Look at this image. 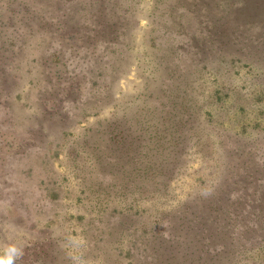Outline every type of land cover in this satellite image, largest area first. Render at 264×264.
Segmentation results:
<instances>
[{
	"label": "rangeland",
	"instance_id": "1",
	"mask_svg": "<svg viewBox=\"0 0 264 264\" xmlns=\"http://www.w3.org/2000/svg\"><path fill=\"white\" fill-rule=\"evenodd\" d=\"M12 1L8 8L0 0V253L14 244L24 251L18 264H43L34 250L42 241L55 264H264V135L245 139L264 126V0H7ZM60 8L66 9L70 27L75 22L79 27L50 21L55 15L67 19ZM113 13L120 30L106 38L98 32L102 25L106 31L103 19ZM133 25L141 46L129 59L123 34ZM209 26L216 33L212 42L223 44L225 49L219 48L228 56L217 55L210 74L200 66L199 84L229 97L212 108L210 121L207 117L212 138L205 144L234 155L241 145L246 154L238 161L242 155L225 158L231 165H222L223 156L206 158L192 149L169 193L142 199L138 213L128 214V201L122 203L128 177L118 168L95 165L101 153L74 162L68 150L82 131L136 93L140 68L161 61L166 69L163 75L156 72L164 83L172 62L194 70L197 58L190 45L202 42ZM93 32L98 33L94 40ZM81 42L89 51H82ZM125 65L127 72L119 70ZM114 71L119 92L116 102L108 103ZM136 108L125 113L134 118ZM223 109L228 114L217 119ZM240 110L254 118L221 130L229 122H222L224 117L238 118ZM44 127L50 137L37 130ZM48 141L59 146L51 157ZM225 175L223 188L219 181ZM98 191L104 195L99 204ZM194 199L198 210L192 217L182 202ZM121 218L132 228L151 220L147 225L153 228L132 233L119 226Z\"/></svg>",
	"mask_w": 264,
	"mask_h": 264
},
{
	"label": "trees",
	"instance_id": "2",
	"mask_svg": "<svg viewBox=\"0 0 264 264\" xmlns=\"http://www.w3.org/2000/svg\"><path fill=\"white\" fill-rule=\"evenodd\" d=\"M65 1L72 3L79 0ZM159 1L160 0H153V3L158 4ZM13 2L14 1L7 2V0H5V4L8 6V8L11 6V4L13 6ZM63 11H66V9H61V13L63 17L66 15L67 19L56 15L51 19H48L55 23L59 21L60 23L64 24L66 28L79 27V24L76 22L74 24L75 27H70L71 20H69L68 14H65ZM106 18L103 19V21L106 23V31L103 30L104 27L102 25V30L100 29L99 31L101 32L98 33L106 36V38H111L113 34L119 32L120 25L116 13H113L108 17L106 16ZM99 24L101 26L103 23ZM135 25L137 27L138 23H135ZM135 25L128 26L127 29H124L125 31L123 34V37L127 43L126 47L127 51L129 52V59L132 58V53H134L135 50H138L141 46V43H135L138 40L133 34V30L136 29ZM97 26L98 25H94V29H97ZM205 31H207V34L203 35L202 42L190 45L191 51H195L194 57L197 58V64L194 70H191L189 67H185L186 69L182 70L180 69V66H178L177 62H172L174 69H171L168 72L170 78L165 79V83L170 82V85L166 84V86L165 83L160 80L162 77H159V79L157 78L158 75L156 70L162 73L166 69L162 68L163 63L161 61L154 62L151 67L149 66L150 68L144 66L143 69L140 68V65L138 64V67L140 68V84L137 85L136 93L129 97L128 102L119 104V109L108 112L106 113V116L98 119L93 128H87L84 130V132L82 131L78 138L74 141L72 148H69L68 150V152L74 153V162L76 159L77 162L80 159L84 161V156L88 153H101V157L98 155L94 157V160L96 161L95 165H102L108 171H111L113 167H115V169L118 168V172L121 174L123 173L122 175L128 177V179H124V186L122 187V203L124 201H128L129 206H127L126 209L128 214L138 213L137 211L141 206L139 202H141L142 199H146L148 197L154 198L157 197V195L160 196L169 193L174 178L181 175L187 166V162L185 160L188 158V155L191 154L190 151L192 149L197 148V151L201 152V154H204L206 158H210L212 154H218L219 160V155L223 156L222 165L224 163L230 162L223 160L225 158L232 159V156L238 157V155H242L240 159L235 158V160L238 161L242 160L244 158L243 155L246 154L245 148H243L241 145L238 146L239 148H237V153L234 155L224 148H222V150L219 148V146H214V144L209 149L208 145L205 144L206 139L212 138V131H209L208 125L206 123L207 117L210 121V118L213 115L212 108L220 105L219 101L221 104L224 103L229 97H221V92H218V89L209 87L210 85L207 83L199 84L200 76L198 70L200 66L205 73L210 74L213 72L214 61L217 60V55L223 54L221 55V58L228 56L225 54V52L223 53L222 49L219 48V46H221V48L225 49L223 44H215V42H212L216 35L215 31H213L210 26L205 29ZM98 33L93 32L92 40L97 38L96 36ZM206 36L209 38L207 41H205ZM109 42L105 40V45H109ZM81 43L82 51H89L90 45L87 42ZM113 44L115 45V43ZM133 58H135V55ZM151 62L152 60L150 63ZM130 63L131 62H128L129 65ZM121 65L122 64H119L120 67ZM119 70H123L122 72H127L128 66L125 65L124 69L119 68ZM202 70H200V73ZM113 74L114 78L107 86L106 95L108 103L112 101L116 102L117 99L115 94L116 92H119L118 75L116 72ZM262 81H264V79ZM162 87H165L164 91H161L163 89ZM153 101L158 102V105L149 106L150 103L153 105ZM108 103L107 101L104 102L107 107ZM134 104L137 105L136 109H138V115L134 117L137 121H139L138 125L134 123V118L130 117V113H125L131 112L133 110L131 108ZM166 105L167 108H165ZM111 106L113 108L115 107L114 104ZM124 108H128V111H125ZM164 108L167 112L163 111ZM102 110L103 109L99 110L100 114L103 113ZM157 112H162L163 114ZM219 112L220 113L219 116H217V119H220V115L222 113L228 114V112H226L224 109L220 110ZM233 115L234 114L232 113L231 116L226 118L224 117V121L222 122H226L227 120L229 122H221V130H224L225 132L230 131V122L232 125L235 124L234 121L244 122L249 117L254 118V114L250 115V113L245 110H240V117L238 118H234ZM255 115L258 117V119H260L261 112L257 111ZM45 120H50V118H46ZM37 130H40L44 134V137H50L46 132V127L43 129L38 128ZM61 130L63 131V129ZM244 130L245 128H243V132ZM243 132L241 134L245 137L246 131L244 133ZM263 132L264 126L254 134H247L245 139L247 142H250L251 137L252 139L263 137ZM97 136L98 140H100V143H97L96 141ZM102 137L104 142L101 144ZM51 142L53 147H50V157L54 155L55 151L59 147L58 143L54 144V141ZM51 142L48 141L47 144H50ZM103 144L104 147H102ZM104 160L106 161L103 162ZM87 163L89 162L85 161V164ZM112 163L116 164L113 166ZM246 163L249 164V162ZM228 164L231 165V163ZM233 164V167L237 171V175L239 174L237 164ZM113 175L116 176L115 173ZM223 177L224 179H222ZM226 178V175L222 176L221 181H219L222 183L221 186L223 188L226 185ZM128 183L133 187V189L129 190V187H127ZM153 184H155V186H151ZM210 186L213 187V185ZM152 188L156 194L150 192V189ZM97 195L98 198L96 201L99 204L101 202L99 200H103L104 195L99 193V191L97 192ZM131 201L133 204H131ZM182 206H186L188 213L192 217L194 216V210H198V208H195L196 199L182 202ZM95 208H98V205L95 206ZM99 210H103V208H100ZM118 214L121 216L122 211H119ZM143 215L144 214L142 213V216ZM185 219L186 218H183V220ZM150 222L152 221L148 220V222L143 223L141 227L132 228V225L127 224L125 218H121V221H119V226H121L123 229L130 228L132 233L134 231L136 232L140 228L142 231L144 230L145 233V230L151 231L153 228V226L147 225L150 224ZM158 223H160V219H158V221L155 220L154 222L155 225ZM34 250L39 255L38 260H41L43 264L56 263L53 256L49 255L51 251H48V249L45 250V247H43L42 241L35 244ZM21 262H23V257L17 260L16 264ZM129 264H133V262Z\"/></svg>",
	"mask_w": 264,
	"mask_h": 264
},
{
	"label": "clouds",
	"instance_id": "3",
	"mask_svg": "<svg viewBox=\"0 0 264 264\" xmlns=\"http://www.w3.org/2000/svg\"><path fill=\"white\" fill-rule=\"evenodd\" d=\"M23 249L14 244L8 245L0 253V264H16L23 257Z\"/></svg>",
	"mask_w": 264,
	"mask_h": 264
}]
</instances>
